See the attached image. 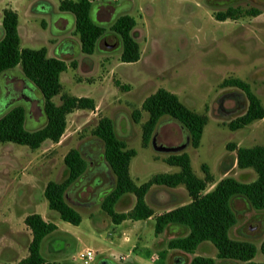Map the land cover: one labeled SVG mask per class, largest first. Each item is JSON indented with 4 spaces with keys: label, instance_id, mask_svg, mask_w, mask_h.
I'll use <instances>...</instances> for the list:
<instances>
[{
    "label": "rangeland",
    "instance_id": "rangeland-1",
    "mask_svg": "<svg viewBox=\"0 0 264 264\" xmlns=\"http://www.w3.org/2000/svg\"><path fill=\"white\" fill-rule=\"evenodd\" d=\"M58 1L0 0V38L2 10L15 9L20 47L45 46L47 57L58 55L67 63L77 62L75 69L68 68L60 74L62 90L53 102L60 104V95L66 93L94 99L95 108L68 114L58 143L47 140L39 148L30 149L0 142V264H18L27 256L31 234L23 220L30 213H38L57 225L58 229L40 244L42 257L56 264H82L78 253L85 249L94 254L90 264H188L194 256L211 257L215 264H244L218 259L209 241L201 242L193 254L167 250L161 257L169 240L186 235L184 227L168 226L155 236L151 218L113 224L100 203L113 188L114 177L104 160L102 142L91 132L101 117L112 120L116 136L137 151L129 166L137 185L153 174L176 171L178 168L163 162L171 153L155 151L151 145L141 148V124L147 114L141 112L138 123L131 116L157 88L177 94L172 90L174 86L181 90L177 91L179 99L190 109L206 114L209 123L199 147L194 149L187 141L186 130L175 120L162 117L155 130V145L178 147L186 143L178 153L185 151L189 155L198 177L204 176L201 165L206 163L214 182L225 176L241 182L253 180V170L237 168L235 153L227 151L226 145L264 144L263 122L229 130L226 123L244 112L247 100L242 91L219 84L227 77L243 79L264 106V0H88L92 19L106 28L91 55L79 50L72 16L64 13L61 20L55 16ZM118 4L120 7H114ZM227 8H256L261 13L256 17L216 20L215 14ZM124 14L136 20L132 34L141 56L133 63L119 60L120 41L108 30V25ZM61 49L64 54H57ZM23 86L30 89V104L11 100L12 92ZM14 105L26 108L25 129L34 130L45 123L42 95L24 78L19 66L0 74V116ZM70 149L79 150L87 163L85 173L64 193L65 201L81 215L77 226L60 220L55 211L48 209L43 196L47 182H60L67 176L63 157ZM211 187L208 185L207 190ZM147 200L158 214L187 203L189 197L179 185L153 188ZM134 201L132 194H125L115 209L128 211ZM230 207L236 222L228 231L229 237L254 244L253 261L262 262L259 247L264 239V209H254L243 197L232 198Z\"/></svg>",
    "mask_w": 264,
    "mask_h": 264
},
{
    "label": "trees",
    "instance_id": "trees-1",
    "mask_svg": "<svg viewBox=\"0 0 264 264\" xmlns=\"http://www.w3.org/2000/svg\"><path fill=\"white\" fill-rule=\"evenodd\" d=\"M91 9L92 5L88 0H59L58 3L60 12L72 16L73 32L78 36L80 52L85 55L94 52L96 43L106 33L105 26L92 19ZM260 13L256 8L243 11L238 8H227L224 12H217L215 18L218 21L234 20L240 16L256 17ZM135 25L136 20L127 14L117 16L108 25V30L120 41L121 62L133 63L141 56L139 45L132 34ZM1 29L0 74L13 70L16 66L20 67L24 78L36 86L42 95L45 123L34 130L25 129V108L14 105L0 116V142L24 145L30 149L39 148L47 140L58 143L66 129L68 114L74 110L95 108L94 99L66 93L60 95V104L53 102V97L62 90L60 74L68 68L75 69L77 62L72 60L67 63L59 57H47L45 46L37 49L20 47L18 14L11 8L2 10ZM71 48L66 49L65 54L70 52ZM63 50L61 49L57 54H64ZM219 86L236 88L243 92L247 100L244 112L226 123L229 130L242 129L258 120L264 125V106L248 82L237 77H227ZM141 112L147 114V119L141 124V141L145 147L150 145L162 117L175 120L186 130L192 148L199 146L203 129L208 121L206 115L189 109L176 95L164 88H157L142 101L140 109L132 111L131 116L135 123L139 122ZM91 133L102 142L104 160L114 177L113 188L104 195L100 203V209L113 224L153 217L155 236L161 234L168 226L186 228L188 231L186 235L168 241L166 249L160 252L161 257L165 256L167 250H180L193 254L201 242L209 241L216 248L218 259L240 261L244 264H264V260L253 261L256 253L254 244L233 240L228 235L229 229L236 222L230 207L232 198L243 197L254 209H264V144L246 147L228 143L226 150L235 153L236 167L252 169L255 178L249 182H241L225 176L207 190L208 185L213 184V177L208 167L205 164L201 165L204 178H198L192 170L186 152L171 153L164 159L167 165L179 168L177 173H158L143 184L136 185L128 172L135 151L127 149L125 142L116 136L112 120L101 117ZM63 164L67 169V176L60 182H47L43 196L48 209L55 211L60 220L77 226L82 220L81 215L65 201L64 193L85 173L87 163L79 150L70 149L63 157ZM153 185L167 188L182 185L187 192L189 202L154 216L153 209L144 199ZM125 194L134 196V205L126 212H118L115 205ZM23 222L30 231L31 240L27 247V256L18 264H56L42 257L40 244L45 236L57 230V225L45 221L38 213L26 215ZM259 249L264 257V239ZM188 264H215V260L211 257L194 256Z\"/></svg>",
    "mask_w": 264,
    "mask_h": 264
},
{
    "label": "crops",
    "instance_id": "crops-1",
    "mask_svg": "<svg viewBox=\"0 0 264 264\" xmlns=\"http://www.w3.org/2000/svg\"><path fill=\"white\" fill-rule=\"evenodd\" d=\"M58 3H59V1H58ZM105 4V3H104ZM114 7H116V8H118V7H120V4H118V5H115ZM57 9H58V5H57ZM13 10H15V9H13ZM16 11V10H15ZM17 12V11H16ZM18 14V13H17ZM68 14V13H67ZM57 18H58V20H61V19H64L63 17L64 16H66V14H64V13H62V12H60L59 10H57V13H56V15H55ZM52 20V19H51ZM58 32H60V31H58ZM61 33V32H60ZM48 49V48H47ZM49 53V52H48ZM63 55V54H62ZM55 57H59V58H61L60 56H58V55H56ZM61 59H63V58H61ZM165 89V88H164ZM167 90V89H166ZM172 90H174L177 94H175V93H172V94H174V95H176L177 96V98L179 99V94H178V92L177 91H181V90H179V89H177L176 87H172ZM156 91V90H155ZM154 91V92H155ZM167 91H169V90H167ZM170 92V91H169ZM152 94V93H151ZM150 95V94H149ZM148 95V96H149ZM180 100V99H179ZM181 101V100H180ZM182 102V101H181ZM183 103V102H182ZM184 104V103H183ZM185 105V104H184ZM186 106V105H185ZM189 108V107H188ZM190 109V108H189ZM192 110V109H191ZM194 111V110H193ZM196 112V111H195ZM196 113H198V114H203V115H206V114H204V113H201V112H196ZM207 116V115H206ZM207 118H208V116H207ZM255 122V121H254ZM254 122H252L251 124H253ZM207 123H209L208 121H207ZM251 124H249V125H251ZM248 125V126H249ZM206 126V125H205ZM204 130V129H203ZM153 137V136H152ZM187 138H188V134H187ZM154 140H155V134H154ZM201 141V140H200ZM125 142V141H124ZM125 144H126V142H125ZM184 144V143H183ZM140 145H141V148H146L147 149V146L145 147V146H143V144H142V141L140 140ZM139 145V146H140ZM150 145H151V142H150ZM182 145V144H181ZM200 145V144H199ZM236 145V144H235ZM237 146V145H236ZM151 147H152V145H151ZM199 147V146H198ZM197 147V148H198ZM126 148L127 149H133L134 151H135V155L137 154V151L134 149V148H130V147H128V145L126 144ZM153 148V147H152ZM197 148H194V149H197ZM185 152V151H184ZM189 156V155H188ZM150 158H151V156H150ZM190 158V157H189ZM154 161V160H153ZM131 162V161H130ZM164 162V161H163ZM191 162V161H190ZM165 163V162H164ZM234 163H235V156H234ZM204 164V163H203ZM205 165L208 167V169H209V166L205 163ZM235 165H236V163H235ZM129 166H130V163H129ZM172 167H176V166H172ZM192 167V166H191ZM176 168H178V167H176ZM193 170V169H192ZM179 171V168L176 170V171H173V172H167L168 174H172V173H177ZM128 172H129V175H130V171H129V167H128ZM194 172V171H193ZM209 172H210V169H209ZM156 174H158V173H156ZM195 174V173H194ZM210 174H211V172H210ZM153 175H155V174H153ZM152 175V176H153ZM196 175V174H195ZM197 176V175H196ZM211 176L213 177V175L211 174ZM151 177V176H150ZM149 177V178H150ZM198 177V176H197ZM130 178L132 179V177H131V175H130ZM148 178V179H149ZM198 178H200V179H203L204 178V176H202V177H198ZM147 179V180H148ZM146 180V181H147ZM132 181L134 182V180L132 179ZM146 181H144V182H146ZM143 182V183H144ZM135 183V182H134ZM143 183H141V184H143ZM216 182H214V178H213V184H211L212 185V187L214 186V184H215ZM136 184V183H135ZM141 184H139V185H141ZM137 185V184H136ZM154 186V187H153ZM153 186H151L150 187V189L148 190V192L146 193V195H145V197H144V199H145V201H146V203L149 205V203H148V194H149V192L151 191V190H153V188H158V187H164V186H157V185H153ZM153 187V188H152ZM211 187V188H212ZM167 188V187H166ZM122 198V197H121ZM120 198V199H121ZM120 201V200H119ZM118 201V202H119ZM117 202V203H118ZM189 202V201H188ZM187 202V203H188ZM116 203V204H117ZM184 204H186V203H184ZM181 205H183V204H181ZM150 206V205H149ZM180 206V205H179ZM115 207H116V205H115ZM151 207V206H150ZM177 207V206H176ZM152 208V207H151ZM173 208H175V207H173ZM153 209V208H152ZM124 212H126V211H124ZM153 212H154V210H153ZM158 214H160V213H158ZM158 214H155V212H154V216L155 215H158ZM151 219H153V217H150ZM149 218V219H150ZM57 229H58V227H57ZM125 239L127 240V239H129V238H127V237H125ZM124 239V240H125ZM132 247H133V244H132ZM131 250V249H130Z\"/></svg>",
    "mask_w": 264,
    "mask_h": 264
},
{
    "label": "flooded vegetation",
    "instance_id": "flooded-vegetation-1",
    "mask_svg": "<svg viewBox=\"0 0 264 264\" xmlns=\"http://www.w3.org/2000/svg\"><path fill=\"white\" fill-rule=\"evenodd\" d=\"M30 89L27 88V86H23L21 87L19 90H14L12 92V99L10 97L11 100H15V101H21L25 104H30L31 103V99L27 96V93ZM25 112H26V108H25Z\"/></svg>",
    "mask_w": 264,
    "mask_h": 264
},
{
    "label": "water",
    "instance_id": "water-1",
    "mask_svg": "<svg viewBox=\"0 0 264 264\" xmlns=\"http://www.w3.org/2000/svg\"><path fill=\"white\" fill-rule=\"evenodd\" d=\"M187 141H188V138H187ZM151 145H152L153 149L155 151H158V152L178 153V151L182 150L185 147L186 143L182 144L178 147H166L163 145H155L154 136H153L151 138ZM103 264H110V263L108 261H106Z\"/></svg>",
    "mask_w": 264,
    "mask_h": 264
},
{
    "label": "built area",
    "instance_id": "built-area-1",
    "mask_svg": "<svg viewBox=\"0 0 264 264\" xmlns=\"http://www.w3.org/2000/svg\"><path fill=\"white\" fill-rule=\"evenodd\" d=\"M93 256L94 254L90 249H85V251L78 253V259L82 264H90Z\"/></svg>",
    "mask_w": 264,
    "mask_h": 264
}]
</instances>
